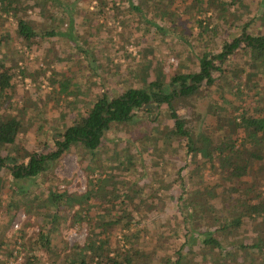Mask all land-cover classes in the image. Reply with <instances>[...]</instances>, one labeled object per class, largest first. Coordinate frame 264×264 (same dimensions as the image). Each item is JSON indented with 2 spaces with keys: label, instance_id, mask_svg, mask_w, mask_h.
Listing matches in <instances>:
<instances>
[{
  "label": "trees",
  "instance_id": "1",
  "mask_svg": "<svg viewBox=\"0 0 264 264\" xmlns=\"http://www.w3.org/2000/svg\"><path fill=\"white\" fill-rule=\"evenodd\" d=\"M29 1L34 2L39 10L38 15L44 20L28 19L24 16L26 12L23 13V7ZM53 1V6H58L59 12L50 9V3ZM77 1L72 0L67 4L63 0H0V12L4 16L14 18L15 34L27 42L35 38L63 35L76 45L78 35L74 34V28L81 9L76 6ZM94 1L91 11H88L86 17L82 16L79 23H94L97 30L99 16H105L104 14L110 10L113 12V23H120L124 27L127 26L126 23H133L128 20L134 17L132 20L137 23L135 29L142 35L152 26L162 36L170 35L179 41H187V37L182 35L185 31H179L176 26H172V23L178 24L177 17L170 8L175 0H159L158 5H154V0L152 3L151 0H126L125 12L116 6L115 0ZM210 4L212 3H209V0L189 1L191 8L201 14L198 18L193 17V24L196 23L198 34H202L208 27L210 19L205 13L209 10ZM191 8L189 10H192ZM163 21L167 24H159ZM58 27L63 31L55 30ZM216 30L215 25L209 29L212 34H216ZM130 36H133V33ZM240 40L247 42L239 52L247 55V66L252 69L250 73L254 75V71L260 69L263 73L264 35L243 33L242 36L233 38L231 42H226L223 45L225 50L218 53L209 50H204L200 54L194 53L198 67L197 71L192 72L166 73L160 66H156V61L151 57L155 53L154 48L151 45L142 46L139 49L142 55L140 59H136L135 56H128L125 59L126 64L121 71L126 72L125 76L121 75L123 82H114L118 88L119 83L128 85L117 91V94L109 95L107 90H110V87L105 89L101 87L103 90L101 89L96 97L93 96L94 93L88 96L86 109L84 112L76 113L72 123L62 133V139L57 142V149L46 155L29 154L26 167H10L13 176L36 177L44 169L47 160L58 158L70 148H80V160L88 173L96 170L100 174L105 173V160L111 161L109 169L121 168L126 172L132 170L136 172L138 166L143 168L146 165L142 157L144 149L149 146L145 144L146 142L155 148L169 149L174 153L181 145V143L174 145V142L183 141L182 146L187 161L193 165L189 167L188 172L196 169L204 172L198 175V179L189 174L191 177L189 193V190L183 187L185 180L179 169L178 183L183 189L176 197L175 205L177 223L178 226L182 225V231L180 233L176 226L173 234L179 236L181 241L173 250V259L162 257L163 264L170 262L172 264H264V177L251 176L253 165L258 167L259 164L264 163V107L257 105L250 108L248 102L247 107L236 104L229 93H224L220 79L212 76V71L220 70V67L215 65V61H223L232 54L239 47ZM2 41H5L4 36L0 38V43ZM135 43L139 44L138 41ZM92 61L97 64L90 65L95 72L101 63L99 60L97 63L95 57ZM112 66H115L113 73L116 77L115 72L121 65L112 64ZM11 68L6 67L0 60L1 96H4L7 89L13 85ZM233 70L232 80H228L226 75L228 81L225 80L223 83H231L234 92L241 99L245 93L241 87L245 78L242 72L246 68L237 67ZM251 78L248 76L247 81ZM49 80L52 84H56L54 88L57 94H63L65 99L69 95L76 97L75 89L81 87L80 84L72 82L71 75L57 79L53 76ZM203 80H205L204 85H199L204 82ZM93 84L96 82L93 81ZM101 86L105 84L101 83ZM200 91H207L211 100L198 125L195 121L182 117L174 101L175 98L193 97ZM249 95L253 96V93L249 92ZM222 100H226L224 102L229 104V112L218 104ZM143 105L146 106V111L139 113ZM161 106L166 107L163 111L167 120L165 123L158 118L162 113ZM20 127V120L14 114L0 111V168L9 157L7 154L2 156L1 152L6 146L11 147L16 144ZM111 131L122 132L125 138L115 139L116 137L113 136L109 139ZM141 137L146 141L136 145V141ZM248 143L250 150L247 152ZM251 143L261 145L262 148L252 149ZM106 154L108 158L106 156L104 158ZM148 163L157 166L156 157L152 155V160ZM200 165L204 167L200 168ZM145 173L142 171L132 181L121 183L123 188L117 187L113 192L105 189V185L101 183L103 179H95L94 183L89 180L92 186L98 185L96 192L102 191L97 193L99 206H103L106 211L110 207L117 208L118 215L104 219V214L101 215L103 218H93L94 216H90L89 212L84 216H80L78 212L74 213V221H84L88 226L86 238L82 245H74L59 263L52 261L51 264H146L145 260H152L155 256L154 251L146 252L135 247L124 232H121V236L125 239L124 245L111 246L109 239V231L120 222L123 229L129 230L132 224V221L127 219L131 215L129 206L132 204L138 206L146 202L144 197L141 198L137 194L141 189V185L137 186L138 180L142 179ZM157 181L160 182L161 187L162 181ZM119 189L122 190L118 192ZM96 192L88 189L85 193L70 194L48 189L43 208L49 219L39 229L36 242L43 249L50 250V234L53 226L56 225L57 217L55 213H50L51 210L57 211L60 205L74 203L81 207L87 206L89 197ZM148 202L152 203L151 200ZM238 236L241 238L240 241H237ZM247 254L256 256L246 258Z\"/></svg>",
  "mask_w": 264,
  "mask_h": 264
},
{
  "label": "rangeland",
  "instance_id": "2",
  "mask_svg": "<svg viewBox=\"0 0 264 264\" xmlns=\"http://www.w3.org/2000/svg\"><path fill=\"white\" fill-rule=\"evenodd\" d=\"M63 1L70 4L72 0ZM154 1V5H158L159 0ZM189 1L175 0L170 7L178 22V24L172 23V26H176L179 31L184 30L182 35L187 37V41H179L170 35L162 36L152 26L142 35L135 29L137 23L132 20L134 17L128 20L133 23H126L127 26L124 27L120 23H113V12L110 10L104 14L105 16H99L97 30L94 23H79L82 16L86 17L88 11L93 8L94 0L76 2L78 8L84 9L87 6L84 10L80 9L76 18L77 23L74 28V34L78 35L76 45L63 35L43 39L35 38L27 42L15 34L14 18L4 16L0 12V38L5 37V41L0 43V60L6 67H12L13 73L11 81L13 85L7 89L4 96L0 95V111L14 114L20 120L21 125L16 136V144L11 147L6 146L1 152L2 156L7 154L9 157L0 168V264H51L52 261L59 263L74 245H82L86 238L88 226L84 221H74V213L78 212L80 216H84L86 212H89L90 216H94L93 218H103L101 215L104 214V219L118 215L117 208L110 207L106 211L103 206H99L97 195L102 191L96 192L98 185L95 183L96 185L92 186L89 180L94 183L95 179H103L101 183L105 185V189L113 192L117 190V187L123 188L121 183L132 181L142 171L146 172V175L138 180L137 186L141 185V189L137 194L141 198L144 197L146 202L138 206L133 204L129 206L131 215L127 219L132 221L129 230L123 229L121 222L111 228L109 231L111 246L125 242L121 236V232H124L135 247L146 252L154 251L153 259L145 260L144 263L163 264V256L173 259V250L181 241V238L173 233L176 226L180 233L182 231V225L179 223L180 226H178L177 223L175 205L176 197L183 189L178 183L180 173L185 180L183 187L190 193V175L198 179V175L204 172H199L197 169L188 172L189 167L193 165L187 161L182 146L183 141L174 142V145L181 143L174 153L169 149L155 148L146 142L145 144L149 146H146L142 155L146 165L143 168L138 166L136 172L132 170L133 174L121 168L109 169L110 160L104 162L105 173L100 174L97 170L88 173L80 160V148H70L58 158L47 160L44 169L36 177L16 178L10 167H26L29 154L37 156L54 152L57 149V142L62 139V133L72 123L76 113L84 112L86 109L88 96L94 93L93 96L96 97L98 93L100 94V90L106 87H110V90H107L109 95L117 94V91L125 88L127 83H119L118 88L115 81L121 82V75H126L125 71H121L124 70L125 59L128 56L141 58L139 49L142 46L151 45L154 48L155 53L151 57L156 61V66H160L166 73L192 72L197 71L198 67L194 53L200 54L204 50L218 53L225 50L223 45L226 42H231L233 38L240 37L243 33L264 35L263 0H209L212 4L205 15L210 21L202 34L197 33L198 27L196 23L193 24V17L198 18L201 14L199 15L198 10L191 8ZM115 2L116 6L122 8V11H126V0H115ZM53 4L54 1L50 3V9L59 12V7ZM38 11L32 1L27 2L23 7L26 18L44 20L38 15ZM150 15L153 14L150 13ZM159 24L165 25L167 22L163 21ZM213 25L217 27L216 34L209 31ZM55 30L63 31L60 27ZM131 33L133 36H130ZM246 43L240 40L239 47L232 54L223 61H215V65L219 66L220 70L212 71V76L220 79L224 93H229L230 98L232 101L235 100L236 104H243L247 107L248 102L250 108L257 105L264 107V70L261 73L259 68L260 70L254 71V75L250 73L252 69L247 66V55L239 52ZM94 57L97 63L99 61L101 63L96 73L90 66L97 65L92 61ZM111 61L112 64L121 65L120 69L115 72L116 77L113 73L115 66H112ZM237 67L238 69L246 68L242 72L245 78H243L241 87L245 93L241 99L234 92L231 83H223L227 77L228 80H232V71ZM64 75H71L72 82L80 84L81 87L75 89L76 97L69 95L65 99L63 94H57L54 88L56 84H52L49 80L53 76L57 79L63 78ZM248 76L252 77L249 81H247ZM93 81L96 84H93ZM203 81L199 85H204L205 80ZM101 83L105 86H101ZM249 92L253 93V96L249 95ZM210 100L211 97L207 91H200L190 98H175L174 103L182 117L200 125L199 119L205 115V111L210 106ZM224 101L226 100L218 104L229 112L230 106ZM145 108L146 106L143 105L139 113H144ZM165 108L161 106L162 113L158 117L162 123L167 121L163 115ZM113 136L116 137L115 139L125 138L122 132L111 131L108 137L111 139ZM145 141L141 137L136 141V145ZM251 148L261 149L262 146L251 143ZM248 150L250 146L247 152ZM104 152L106 153L105 150ZM134 154H136L135 151ZM152 155L157 159V166L148 163L152 160ZM105 156L108 158L107 154L104 158ZM200 166V168L204 167V165ZM179 169H181L180 173ZM251 176L263 178L264 163L259 164L258 167L253 165ZM157 180L162 181L161 187ZM48 189L70 194L85 193L88 189H92L96 193L89 197L87 206L81 207L74 203L73 205H60L57 211L51 210V214L57 215L56 225L53 226L50 234V250H45L36 241L39 229L49 219L43 208L46 204L44 198L48 194ZM121 190L119 189L118 192ZM150 200L151 204L148 202ZM240 240L238 236L237 241ZM248 256L256 255H245L246 258Z\"/></svg>",
  "mask_w": 264,
  "mask_h": 264
}]
</instances>
